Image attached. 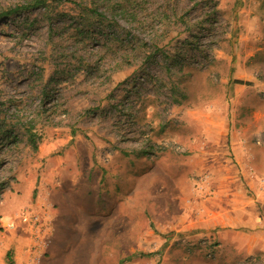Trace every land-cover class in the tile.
<instances>
[{
	"label": "rangeland",
	"instance_id": "obj_1",
	"mask_svg": "<svg viewBox=\"0 0 264 264\" xmlns=\"http://www.w3.org/2000/svg\"><path fill=\"white\" fill-rule=\"evenodd\" d=\"M121 1L0 21V264H264V0Z\"/></svg>",
	"mask_w": 264,
	"mask_h": 264
},
{
	"label": "trees",
	"instance_id": "obj_2",
	"mask_svg": "<svg viewBox=\"0 0 264 264\" xmlns=\"http://www.w3.org/2000/svg\"><path fill=\"white\" fill-rule=\"evenodd\" d=\"M64 0H28L26 3H13L9 4L7 6L2 7L0 10V21H4L5 19L9 18L12 15L19 14L23 9H29L32 7L41 6L45 9L48 8V10L51 12L53 8H55V5L58 3H61ZM74 1L75 5L77 6V9L79 11V29L80 32L83 33L86 31L91 30L92 28L96 27H107L112 29V27L119 24L118 21V14L120 16H123L125 13V8L123 7V1H116L112 2L111 0H71ZM126 1V0H125ZM107 5V6H105ZM105 6V7H104ZM104 7V8H101ZM168 17L169 13H165ZM176 22V20H175ZM117 31V30H116ZM114 34H117L118 37H121V35L118 34V32H115L114 30L112 33H108V37L111 38ZM109 34H112L109 36ZM114 39V38H112ZM121 43L124 44L123 48L126 51L125 57L123 58L125 63L128 65L133 63L135 58H132L133 56L132 51L129 50H136L139 47V39L136 36L126 37L122 40ZM159 49L158 44H150L148 47V52L145 56V59L148 60L153 53L156 52V50ZM87 64H91L88 62ZM7 125L4 124L3 120H0V129L7 134L8 140L10 141L12 138L11 130L6 128ZM32 127V125L29 127V129ZM34 133H31L30 139L35 143ZM36 147V146H35Z\"/></svg>",
	"mask_w": 264,
	"mask_h": 264
},
{
	"label": "built area",
	"instance_id": "obj_3",
	"mask_svg": "<svg viewBox=\"0 0 264 264\" xmlns=\"http://www.w3.org/2000/svg\"><path fill=\"white\" fill-rule=\"evenodd\" d=\"M25 219H26V217H25Z\"/></svg>",
	"mask_w": 264,
	"mask_h": 264
}]
</instances>
